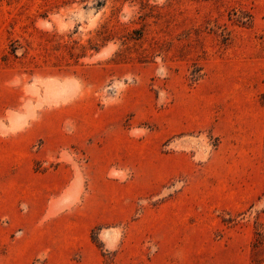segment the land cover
<instances>
[{"label": "rangeland", "instance_id": "1", "mask_svg": "<svg viewBox=\"0 0 264 264\" xmlns=\"http://www.w3.org/2000/svg\"><path fill=\"white\" fill-rule=\"evenodd\" d=\"M0 264H264V0H0Z\"/></svg>", "mask_w": 264, "mask_h": 264}]
</instances>
